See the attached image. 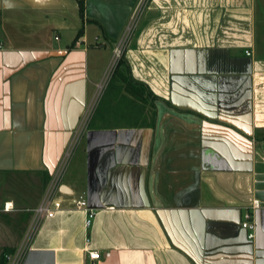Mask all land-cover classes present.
Returning <instances> with one entry per match:
<instances>
[{"label": "crops", "instance_id": "0c3cea01", "mask_svg": "<svg viewBox=\"0 0 264 264\" xmlns=\"http://www.w3.org/2000/svg\"><path fill=\"white\" fill-rule=\"evenodd\" d=\"M137 1L0 0V262L75 144L22 264H264V0H149L107 79Z\"/></svg>", "mask_w": 264, "mask_h": 264}, {"label": "built area", "instance_id": "2783aa9c", "mask_svg": "<svg viewBox=\"0 0 264 264\" xmlns=\"http://www.w3.org/2000/svg\"><path fill=\"white\" fill-rule=\"evenodd\" d=\"M149 0H138L135 6L133 7L131 13L129 14V17L127 19V22L122 30L121 35L116 41V45L114 47V56L111 64L109 65L108 68V76L107 79L109 78V75L113 72L119 58L122 56L123 52L125 51L127 45L129 44L132 36L134 35L135 31L137 30V27L139 25V22L142 18V15L144 13V10L148 4ZM247 54H251V52L247 51ZM107 79L105 80L104 84H101L99 87V96L101 94V90L104 88L105 83L107 82ZM98 99V98H97ZM94 108V104L91 107V111ZM84 126L82 127V133L84 131V128L86 127V122H84ZM75 144L72 147H69V149L66 151L62 162L60 163L57 172L53 176L49 188L46 191L43 200L41 204H39L35 209H34V218L33 221L30 225V227L27 230V233L25 235V238L23 242L18 246L14 253L8 254V260L9 264H22V261L24 259V256L27 252L28 246L32 241L33 235L38 229V226L45 216L51 217L56 214L57 209L61 207V202L60 201H55V195L58 190L60 181L63 177V174L65 172L66 166L70 160L71 154H72V149L74 148ZM75 204L77 205L78 208L83 210L86 214L85 218V228H89L93 222V219L96 215V210L91 207L88 203V201L85 198H78L75 200ZM254 204H258V200L253 203V208ZM253 208L248 209L244 215V219L242 221V227L248 230V236L249 238H254L255 237V229H256V224L253 221ZM87 242H90V238L87 237L86 239ZM90 257L93 259H99L101 258V253L98 250L90 251Z\"/></svg>", "mask_w": 264, "mask_h": 264}, {"label": "trees", "instance_id": "16d2710c", "mask_svg": "<svg viewBox=\"0 0 264 264\" xmlns=\"http://www.w3.org/2000/svg\"><path fill=\"white\" fill-rule=\"evenodd\" d=\"M79 5H80L81 14L84 15V4H83V0H79ZM83 31H84L83 28H81L78 31V33H77V35L75 37V40H74V44L83 35ZM124 66H125V60H124V52H123L122 56L119 58L116 66L114 68L115 70H114L113 78L118 74V72L121 69H123ZM140 87L144 90V87L142 85H140ZM14 251H15V248H11V249L10 248H7V249H5L4 252H3V254H2L0 264H9V260H8L7 255L8 254H11V253H14Z\"/></svg>", "mask_w": 264, "mask_h": 264}, {"label": "rangeland", "instance_id": "374dc122", "mask_svg": "<svg viewBox=\"0 0 264 264\" xmlns=\"http://www.w3.org/2000/svg\"><path fill=\"white\" fill-rule=\"evenodd\" d=\"M65 38H67V36H65ZM113 56H114V52H113ZM112 58V57H111ZM112 60H113V58H112ZM112 62V61H111ZM113 94V89H111V95ZM99 97H100V95H99ZM99 97H98V99H99ZM84 122H82L81 124H80V126H79V128H77V130H76V132H75V136H74V139H73V142L75 143V141H77V143H78V141H79V139L82 137V127L84 126ZM76 143V144H77Z\"/></svg>", "mask_w": 264, "mask_h": 264}]
</instances>
